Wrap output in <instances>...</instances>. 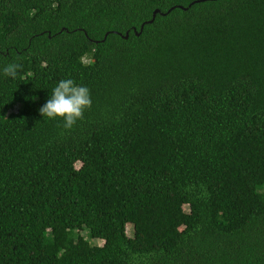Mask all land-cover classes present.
<instances>
[{"label": "trees", "instance_id": "1", "mask_svg": "<svg viewBox=\"0 0 264 264\" xmlns=\"http://www.w3.org/2000/svg\"><path fill=\"white\" fill-rule=\"evenodd\" d=\"M9 63L0 264H264V0H0Z\"/></svg>", "mask_w": 264, "mask_h": 264}, {"label": "clouds", "instance_id": "2", "mask_svg": "<svg viewBox=\"0 0 264 264\" xmlns=\"http://www.w3.org/2000/svg\"><path fill=\"white\" fill-rule=\"evenodd\" d=\"M21 69V64L9 63L0 69V73L14 79ZM91 107L90 89L69 78L57 83L51 91L50 98L39 109V113L50 120H62L63 128L71 130L78 121L84 119L85 111L90 110Z\"/></svg>", "mask_w": 264, "mask_h": 264}, {"label": "rangeland", "instance_id": "3", "mask_svg": "<svg viewBox=\"0 0 264 264\" xmlns=\"http://www.w3.org/2000/svg\"><path fill=\"white\" fill-rule=\"evenodd\" d=\"M76 166H78V165H76ZM126 232H127L128 235H130L131 234V228L128 227ZM94 243L96 245H99V246L102 245V241H99V240L98 241H95Z\"/></svg>", "mask_w": 264, "mask_h": 264}, {"label": "water", "instance_id": "4", "mask_svg": "<svg viewBox=\"0 0 264 264\" xmlns=\"http://www.w3.org/2000/svg\"><path fill=\"white\" fill-rule=\"evenodd\" d=\"M155 13H156V12L153 13V17H154V15H155ZM126 37H127V33L125 34V38H126Z\"/></svg>", "mask_w": 264, "mask_h": 264}]
</instances>
